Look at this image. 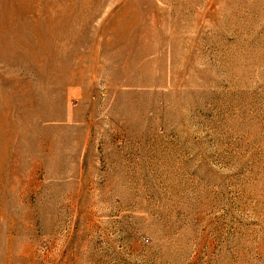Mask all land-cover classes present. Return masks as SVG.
I'll return each instance as SVG.
<instances>
[{
    "label": "rangeland",
    "instance_id": "1",
    "mask_svg": "<svg viewBox=\"0 0 264 264\" xmlns=\"http://www.w3.org/2000/svg\"><path fill=\"white\" fill-rule=\"evenodd\" d=\"M0 264H264V0H0Z\"/></svg>",
    "mask_w": 264,
    "mask_h": 264
}]
</instances>
